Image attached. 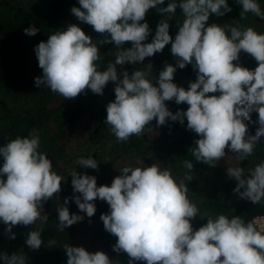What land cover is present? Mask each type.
Here are the masks:
<instances>
[{
	"label": "clouds",
	"instance_id": "obj_1",
	"mask_svg": "<svg viewBox=\"0 0 264 264\" xmlns=\"http://www.w3.org/2000/svg\"><path fill=\"white\" fill-rule=\"evenodd\" d=\"M78 2L80 7L71 8L75 18L102 34L100 44L113 43L121 50L115 62L100 71L97 43L78 24H69L35 47L42 69V75L34 80L36 87L43 85L70 100L86 90L103 95L108 83H114L115 99L106 106L104 123L118 142L143 135L148 126L153 130L154 119L157 127L169 120L184 124L186 119L187 129L199 137L192 148L198 162L215 166L226 156V148L239 160L253 154L264 137V33L252 27L209 24L210 16L232 11L227 0H169L166 7H160L165 0ZM238 2L241 17L251 12L264 19L257 0ZM177 8L184 20L173 40L165 17ZM152 9L164 14V18L151 42L145 43L152 32L145 17ZM39 31L35 26L24 29L29 36ZM126 42H131V47H122ZM169 44L177 62L175 66L166 63L158 78L149 79V73L141 70L131 75L127 70L118 72L117 65L142 64ZM241 52L250 54L257 67L241 66ZM189 64L197 78L185 89L174 83V74L177 68ZM148 66L152 68L150 63ZM173 100L189 107L173 113L166 104ZM253 112L258 113L255 135L249 134L246 123L252 122ZM40 143L38 134H30L0 146V223L10 239L16 238L12 231L16 226H30L37 220L46 222L43 205L61 191L64 178L53 171V163L40 151ZM78 165L98 169L99 164L92 158H80ZM184 166L188 169L185 179L191 180L194 165L186 160ZM120 173L110 186H98L95 176L73 171L71 199L89 218L97 211V199L109 205V212L102 213L100 219L104 229L117 237L113 251L126 253L129 264H264V230H258L253 222H245L239 215H207V222L194 229L191 221L200 210L188 198L184 180L178 181L169 169L157 164L125 166ZM227 176L237 181L233 192L240 199L253 204L264 200V161L247 174L242 167L228 168ZM68 203L66 197L56 209L60 231L84 219L70 213ZM25 243L33 250L39 249L43 245L41 232H30ZM64 250L67 264H114L103 251L89 252L72 245H65ZM0 260L4 264H26L24 253H3Z\"/></svg>",
	"mask_w": 264,
	"mask_h": 264
},
{
	"label": "trees",
	"instance_id": "obj_2",
	"mask_svg": "<svg viewBox=\"0 0 264 264\" xmlns=\"http://www.w3.org/2000/svg\"><path fill=\"white\" fill-rule=\"evenodd\" d=\"M257 2L264 11V0ZM227 3L232 11L224 16H210L209 24L243 29L249 18L256 25L264 23V19L251 12L241 17L242 6L238 0H227ZM164 5L163 7L167 6V1ZM74 6L80 7L78 0H0V146L6 145L17 136L27 137L30 134H38L41 141L40 151L47 154L52 161L53 171L75 167L73 171L95 176L98 186H110L113 179L121 174L120 169L125 166L143 168L157 164L162 169H169L178 181L184 180L188 186V198L200 210L199 216L191 221L194 229L207 222V215L213 218L220 214L229 218L239 215L245 222H253V218L258 215L264 216V200L253 204L240 199L233 192L237 184L235 180L229 192H226L225 188L221 194L216 193L212 194V197L196 200L201 188V179L217 165L209 166L198 162L192 155V148L195 147V141L199 137L187 129L186 119L184 124L169 120L165 124L166 127L164 126V132L158 127L159 134H153L148 126L143 135L139 137L133 135L127 142H118L110 126L104 123L107 116L106 106L115 99L114 83H108L103 95L86 90L85 93L70 100H66L43 85L40 88L36 87L34 80L42 75V69L38 66L35 47L41 41L46 42L48 36L55 31L66 29L69 24H78L97 43L101 55L100 60L96 62L98 70H106L109 63L115 62L117 52L121 50L113 43L100 44L99 41L103 39L102 34L95 32L91 25L78 21L71 13V8ZM155 12L156 10L152 9L145 17L152 30L145 43L151 42L155 35L158 25ZM165 19L170 24L169 34L174 39L180 24L183 23V13L180 9L176 15L168 14ZM31 26L40 29L34 36L26 35L24 32V29ZM122 47H131V42H126ZM152 58L155 59V71L149 79L158 78L159 72L166 64L158 54L146 58L142 64L137 62L116 67L118 72L127 70L131 75L133 71L143 68ZM194 72L190 78L191 82L197 78L196 71ZM153 82L155 83V79ZM174 83L185 89L188 88L186 84H178L175 81ZM166 104L173 113L178 109L186 111L189 107L186 103L178 105L174 100L166 101ZM86 115H92L94 120L86 129L87 150H80L75 144L74 127ZM252 119L256 122L258 113ZM152 123L156 124V120L151 122V128ZM253 155L254 151L246 159H238L237 167L244 168L246 174ZM80 158L94 159L99 164L98 169L78 165ZM186 160L194 165L191 170V180L185 179L188 173V169L184 166ZM114 162H119L117 163L119 167H110ZM2 165L3 158L0 157V167ZM108 170L113 172L108 173ZM71 180L70 175L66 183L62 182L61 191L55 195L60 197L57 206L55 200L51 199L44 203L43 215L48 216L46 222L37 220L30 226L14 227L12 231L15 233V239L9 238L5 233V226L0 223V254L7 253L11 256L13 253L17 255L24 253L27 257L29 253L36 252L31 264H67L68 258L64 246L72 245L82 246L89 252L103 251L114 261V264H129L126 253L113 251L112 246L116 243L117 237L104 229L100 219L102 213L109 212V205L97 199L95 215L91 218L87 217L86 213L79 211L78 206L71 199L74 195ZM66 197L69 198L67 207L70 213L79 214L84 219L60 231L56 209L62 206ZM32 231L41 232L43 245L39 248L41 251L39 253H37L38 249L33 250L25 243L28 234ZM50 241L55 243L50 244ZM0 264L4 262L0 260ZM135 264H145V262L136 261Z\"/></svg>",
	"mask_w": 264,
	"mask_h": 264
},
{
	"label": "rangeland",
	"instance_id": "obj_3",
	"mask_svg": "<svg viewBox=\"0 0 264 264\" xmlns=\"http://www.w3.org/2000/svg\"><path fill=\"white\" fill-rule=\"evenodd\" d=\"M165 1H167V4L169 3V0H165ZM160 7H163V5H161ZM178 10L180 9L177 8L174 14H169V15L171 16L176 15ZM155 14H156V19L159 23L160 20L164 18V14L159 13L157 11L155 12ZM247 27L254 28L258 33H264V23L263 22L256 25L253 22V20L249 18L246 20L244 28H247ZM170 49H171V44L166 45L163 51L157 54L162 59H164L167 64L169 63L175 66L177 62V58L172 55ZM149 63L152 65V68H149L148 66ZM234 63H237V62L234 61ZM238 63L241 66L247 67L249 69H254L255 67H257V62L255 61V59L250 54L243 53V52H241L240 54ZM140 70L148 72L149 77H151L152 73L155 71V59L154 58L150 59L148 62L144 64L143 68H141ZM194 73L195 72L191 64L187 65L183 69L177 68V71L174 74V81L177 82L178 84H186L187 86H189V82L191 81L190 78L194 75ZM254 115H256V112L251 113L252 122L246 121V123H248L249 134L251 135H255L256 129L259 126L258 123H255V121L252 119ZM93 120L94 119L92 115L91 116L86 115L74 127V133L76 135L75 144H76V147L79 148L80 150H87L88 144L86 145L85 143V141H87V139L85 138L87 137L86 129L89 127V125L93 123ZM164 126H159L160 127L159 129L162 132H164L165 130ZM152 129L153 130L151 131H153V134H159L157 131L158 130L157 124L152 123ZM263 145H264V137H261L260 141L256 144L254 148V155L252 157L251 163L249 164L247 168V172L249 169H253L257 164H259L260 162L264 160ZM225 152H226V156L224 158H221L216 163L217 166L212 171H210V173L207 172L201 179V183H200L201 188H200V192L198 193V197L196 198V200H201L204 198L212 197L213 196L212 194L215 195L216 193L221 194L223 193L225 188H226V192H229L232 189L234 179H231L227 176V169L231 167H237L238 159H237L236 154L231 152L229 149L226 148ZM117 163L119 162L112 163L110 167L117 166ZM117 167H119V165ZM73 169H75V167H72V168L70 167L67 170L60 168L56 170V172L58 175H61L64 178L63 183H66L70 177V174L73 172ZM111 172H113V170L112 171L108 170V173H111ZM51 200H55V206H57L58 203H60L59 196H56V197L54 196V198ZM51 209H52V212H54L53 208ZM43 214L44 213H42V215ZM39 252L41 251L38 249L37 253ZM35 254L36 252L28 254V256L26 257V264H31V261L33 260V257Z\"/></svg>",
	"mask_w": 264,
	"mask_h": 264
},
{
	"label": "built area",
	"instance_id": "obj_4",
	"mask_svg": "<svg viewBox=\"0 0 264 264\" xmlns=\"http://www.w3.org/2000/svg\"><path fill=\"white\" fill-rule=\"evenodd\" d=\"M253 223L256 225L258 230L264 229V216L258 215L253 218Z\"/></svg>",
	"mask_w": 264,
	"mask_h": 264
}]
</instances>
